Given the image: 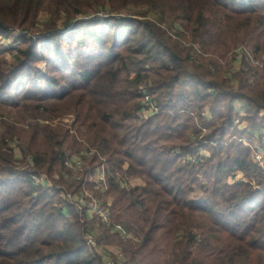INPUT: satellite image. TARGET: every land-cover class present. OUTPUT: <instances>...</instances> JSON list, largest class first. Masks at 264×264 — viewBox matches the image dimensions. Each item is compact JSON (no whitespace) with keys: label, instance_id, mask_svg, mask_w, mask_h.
Masks as SVG:
<instances>
[{"label":"trees","instance_id":"trees-1","mask_svg":"<svg viewBox=\"0 0 264 264\" xmlns=\"http://www.w3.org/2000/svg\"><path fill=\"white\" fill-rule=\"evenodd\" d=\"M13 30L27 34L0 48V264H104L76 208L31 181L41 172L64 184L78 136L106 161L99 197L112 200L113 222L140 239L124 243L99 223V245L120 247L125 264H264V168L250 145L264 128V67L244 62L229 80L230 63L197 55L226 59L240 44L263 57L264 0H0V39ZM143 88L160 109L148 120ZM14 139L32 167H18ZM203 151L202 163L184 160Z\"/></svg>","mask_w":264,"mask_h":264},{"label":"built area","instance_id":"built-area-1","mask_svg":"<svg viewBox=\"0 0 264 264\" xmlns=\"http://www.w3.org/2000/svg\"><path fill=\"white\" fill-rule=\"evenodd\" d=\"M242 3H248L249 0H240ZM174 37V36H173ZM175 38V37H174ZM190 46V44H187ZM198 50V48H196ZM228 63L231 64V68L226 74V78L231 80L234 74L240 71L244 67V62H246L250 68L257 71L264 67V57L258 58L250 53L244 47L236 49L232 54H230ZM197 60L194 59V62ZM225 64V63H224ZM236 85V81L233 82ZM143 98L140 103V110L138 116L141 119L148 120L157 116L160 113L158 104L154 101L153 96L146 88H143ZM236 110V118L234 125L239 127V129H246L247 124L243 122V118L247 115V107L241 101H236L233 104ZM204 131V129L200 128ZM201 131V133H202ZM252 138L250 140V145L256 153V159L259 162L260 166L264 168V128L260 131L252 130ZM202 134H193L192 137L195 139H203ZM208 141H205L207 143ZM15 149V147H13ZM21 152V151H20ZM16 153V152H15ZM20 153H16V157ZM180 154V152H178ZM21 156V155H20ZM209 154L206 151L201 152L199 157L186 156L184 160L187 162H199L202 163L204 158L208 157ZM95 158L99 166L96 168H91L87 165L90 159ZM29 162L32 164L33 159L30 158ZM105 159L102 155L88 146L83 147V150L80 152V155L67 156L65 158L64 164L65 167L69 170L67 177H70V180L73 181V184H82L81 191L75 193L70 190H67L65 187H57L56 190L60 193V198L65 201L67 204L76 208L79 215L83 217V223L86 220L99 219L104 227L109 229V231L121 238L125 242H140V239L130 230L125 228L123 225L114 223L112 220L111 205L112 202L102 201L96 194H106L108 191V173L105 164ZM93 169V170H92ZM86 172V174H85ZM85 174V175H84ZM68 177V178H69ZM240 176H236L235 180H239ZM31 181L36 185L43 188H51L53 186L49 178L44 174H34L31 175ZM121 187L128 188L127 183H121ZM98 235L93 232H89L86 235L87 245L93 250H100L101 247L98 241ZM106 254L103 256L104 264H125V256L122 251L117 250L113 253V256L109 255V252L106 251Z\"/></svg>","mask_w":264,"mask_h":264},{"label":"rangeland","instance_id":"rangeland-1","mask_svg":"<svg viewBox=\"0 0 264 264\" xmlns=\"http://www.w3.org/2000/svg\"><path fill=\"white\" fill-rule=\"evenodd\" d=\"M146 11V8L145 7H130V9L128 10V13L127 14H131V15H140V14H142V13H144ZM109 13V12H108ZM107 14H105V13H102V15L101 16H105V17H107L106 16ZM115 16H118L117 14H115ZM49 18H50V12L49 11H43L42 13H41V15H40V17H39V21H38V28H39V30L40 29H42L43 28V26H44V24L46 23V22H48L49 21ZM89 18V17H88ZM87 17L85 18V19H88ZM62 22L60 21V24H61ZM176 29V28H175ZM26 35L27 33H22L21 31H19V30H13L12 32H11V36H10V38L9 39H3V40H1L0 39V48L1 49H13V48H16L17 47V42H16V39L18 38V37H20L21 35ZM169 34L170 35H172V36H174L175 38H176V34H175V32L173 31V30H171L170 32H169ZM240 47H242L240 44L236 47L237 49L238 48H240ZM196 48H198L199 49V47H197L196 46ZM236 48L235 49H233L232 50V52H234L235 50H236ZM232 52L231 53H229V56L226 58V59H224L223 57H218V56H215V55H213V54H205L202 50H198V52H197V55H201V56H203L204 57V59H213V60H215L218 64H220V65H222V67H224L226 64H228V60H229V57H231L230 56V54H232ZM16 54V52H14V55ZM12 57V56H11ZM264 57V56H263ZM263 57H260V58H263ZM10 58V57H9ZM201 61L199 60L197 63H200ZM225 63V64H224ZM42 68H43V66H42ZM237 87V86H236ZM239 87V86H238ZM238 87L236 88V90L238 89ZM6 120H8L7 119V117H5L4 115H2V116H0V127L4 124V121H6ZM46 123H48V122H46ZM59 123L58 122H55L54 123V125H58ZM62 124L63 125H65L66 127H68V128H70V129H72V125H73V120H72V118L71 117H66L64 120H63V122H62ZM198 127H199V131L201 132L202 130H200V128H202V125H201V122H198ZM203 129V128H202ZM262 129V127L261 128H257L256 130L257 131H260ZM198 130V129H197ZM205 130V129H204ZM199 131H197L196 133H198ZM2 132H3V130L2 129H0V136H1V134H2ZM71 132L72 133H76L74 130H71ZM200 134H202V135H204V134H206V130H205V132L204 131H202V133H200ZM78 139H79V141L81 142V144H82V146L83 147H85V146H88L89 148H91V146L89 145V143L86 141V140H84L83 138H81V137H79L78 136ZM10 145H11V147L13 148V147H15V152L16 153H20V155L18 154V156L16 157L17 159H18V167L20 168V169H28V168H30V167H32V165H33V163L31 164L30 162H29V159L31 158V157H29V156H25L23 153H21L20 151L22 150V151H25V147H24V145L21 143V142H19L17 139H14V141H12L11 143H10ZM83 150V149H82ZM74 155H80V152H76V153H74L73 155H71V156H74ZM87 163V165L88 166H90V161H88V162H86ZM66 168V167H65ZM67 173H69V170L66 168V170L61 174V177L63 178V180H64V184H61V183H58V181H54L53 179H51V177L48 175V174H46V173H34V174H44V175H46L48 178H49V180L52 182V184H53V186L51 187V188H54V189H56L57 187H65L67 190H70V191H72V192H75V193H77V192H79V191H81V189H82V187H81V189L79 190V191H73V190H71V189H69V186H74V184H73V181L72 180H70V177L68 178L67 177ZM34 174H32V175H34ZM132 184H134V183H132ZM129 188V187H128ZM59 192V191H58ZM98 197H99V195H101V194H96ZM104 195V194H103ZM59 196H60V193H59ZM102 201H104V202H108V201H110V202H112V200L111 199H102L101 197H99ZM82 221H83V219H82ZM99 223H101L100 222V220L99 219H94V220H86V222L84 223L85 224V227H86V229H85V239H86V235L89 233V232H93V233H96L98 236V241H99V239H100V237L104 234V232H102L103 231V229H102V227H100L99 226ZM102 224V223H101ZM118 224H120V223H118ZM122 225V224H121ZM106 228V227H105ZM107 229V228H106ZM111 233V232H110ZM118 237V236H117ZM121 239V238H120ZM122 240V239H121ZM123 241V240H122ZM124 243H128V242H125V241H123ZM101 247V246H100ZM105 250L106 251H108L109 252V255L110 256H113V253L115 252V251H117V250H120L121 251V248L120 247H118V246H116V245H107V247H101V249L100 250H97L96 251V253L98 254V256L102 259V262H103V256L106 254V252H105Z\"/></svg>","mask_w":264,"mask_h":264},{"label":"crops","instance_id":"crops-1","mask_svg":"<svg viewBox=\"0 0 264 264\" xmlns=\"http://www.w3.org/2000/svg\"><path fill=\"white\" fill-rule=\"evenodd\" d=\"M134 183V182H133ZM135 184H138L139 185V182L137 181V182H135Z\"/></svg>","mask_w":264,"mask_h":264}]
</instances>
